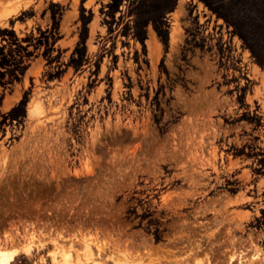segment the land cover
<instances>
[{
  "label": "rangeland",
  "instance_id": "374dc122",
  "mask_svg": "<svg viewBox=\"0 0 264 264\" xmlns=\"http://www.w3.org/2000/svg\"><path fill=\"white\" fill-rule=\"evenodd\" d=\"M0 249L264 264V0H0Z\"/></svg>",
  "mask_w": 264,
  "mask_h": 264
},
{
  "label": "bare ground",
  "instance_id": "6f19581e",
  "mask_svg": "<svg viewBox=\"0 0 264 264\" xmlns=\"http://www.w3.org/2000/svg\"><path fill=\"white\" fill-rule=\"evenodd\" d=\"M87 248H88L86 250V256L87 257H85L86 260H88L89 256L92 255L90 248L89 247H87ZM23 249L25 252L28 253L30 250V247H29V245H26L25 247H23ZM15 254H16L15 250L5 251V250L0 249V264H10L11 261L14 259ZM52 260H54L56 264H88L87 263L88 261H86L85 259H84V261H82L81 259H78V258L75 260H72L70 253H67V252H61L58 256L54 253L52 256Z\"/></svg>",
  "mask_w": 264,
  "mask_h": 264
}]
</instances>
